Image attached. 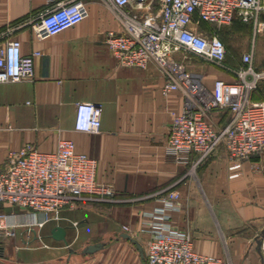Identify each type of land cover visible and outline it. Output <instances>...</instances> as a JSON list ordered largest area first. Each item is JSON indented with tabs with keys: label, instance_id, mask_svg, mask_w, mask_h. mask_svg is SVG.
Segmentation results:
<instances>
[{
	"label": "crops",
	"instance_id": "crops-1",
	"mask_svg": "<svg viewBox=\"0 0 264 264\" xmlns=\"http://www.w3.org/2000/svg\"><path fill=\"white\" fill-rule=\"evenodd\" d=\"M84 1L88 13L81 22L39 38L25 20L48 0H0V44L12 36L21 41L24 54L41 52L32 79L0 82V168L8 152L26 142L51 151L59 138H70L78 151L97 159L98 181L110 184L124 199L98 202L105 210L91 205L62 210L63 218L40 225L48 226L42 236L49 247L15 245L28 242L30 233L36 239L27 227L34 225V213L20 207L7 210L5 222L15 234L0 245V264H143L132 242L121 236L134 232L113 226L126 223L145 236L147 214L164 207L162 194L173 183L180 200L178 207L166 208L167 223L189 233L197 252L223 257L229 264H264L255 248V238L261 237L264 254V157L244 161L241 174L230 178L222 148L198 173L185 175L187 165L165 147L173 115L183 108L182 93L162 91L165 76L154 61L144 67L121 63L105 41L108 30L123 31L116 9L104 0ZM218 34L226 45L227 65L244 66L243 53L252 52L253 68L263 76L251 98L264 99V15L256 25L235 19ZM198 73L208 86L218 77L236 76L207 61L201 62ZM79 101L101 105L100 132L74 128ZM227 119V112L210 117L220 125ZM146 194L155 195L143 198ZM55 224L66 227L68 245L49 235ZM97 232L101 236H93ZM115 234L118 237L109 242ZM97 241H104L105 247L81 252L87 243ZM77 244L82 246L79 251Z\"/></svg>",
	"mask_w": 264,
	"mask_h": 264
},
{
	"label": "built area",
	"instance_id": "built-area-1",
	"mask_svg": "<svg viewBox=\"0 0 264 264\" xmlns=\"http://www.w3.org/2000/svg\"><path fill=\"white\" fill-rule=\"evenodd\" d=\"M116 9L123 31L108 30L105 41L121 63L144 67L154 61L165 76L162 91L178 90L184 102L175 113L166 136V152L187 165L185 175L220 149L227 153L230 178L241 174L243 162L264 156V99L254 100L251 91L263 76L252 65V52L243 53L244 66L226 64L227 49L217 32L201 22L229 25L235 19L257 24L264 15V0H104ZM88 13L84 0H48L26 21L36 37L59 33L81 22ZM235 72L232 79L216 78L208 86L199 73L187 68L188 54ZM24 54L21 41L8 36L0 44V82L34 77L35 58ZM251 76V78L249 77ZM228 113L224 124L211 115ZM101 105L76 103L74 128L88 133L101 130ZM97 159L76 149L70 138H59L55 149L44 151L26 142L8 152L0 168V203L16 205L32 213L43 212V225L61 219L64 207L81 201L116 200L110 184L96 177ZM164 190V207L155 209L144 245L147 264H229L223 257L197 252L189 233L167 223L166 208L179 205L180 192ZM155 194H146L143 198Z\"/></svg>",
	"mask_w": 264,
	"mask_h": 264
},
{
	"label": "rangeland",
	"instance_id": "rangeland-1",
	"mask_svg": "<svg viewBox=\"0 0 264 264\" xmlns=\"http://www.w3.org/2000/svg\"><path fill=\"white\" fill-rule=\"evenodd\" d=\"M219 28L221 30L225 31L226 28H227V25H221V26L218 27V29ZM188 57H189L188 58L189 61L186 63L187 64V68L190 71H193L195 73H198V70L200 68L201 62H203L204 60L201 57H199L198 55L193 54V53H189L188 54ZM254 157H259V156H254ZM261 157H264V156H261ZM197 171H198V169H197ZM197 171L195 172V174L198 173ZM174 188H176V187H174ZM115 199L116 200L107 201V202H111V203H114L115 202L116 203V202H120L124 198L123 197H119L116 194ZM128 199H132V197L131 198H126V200H128ZM179 200H180V198H179ZM98 202H101V201H99V200H95V201H93V200L81 201V202H79V204H77L75 206H72V207H70V206L64 207L62 210H64V209H70V208H76V207L83 206V205H91V206L97 207L98 210H105L104 209V206H101ZM9 209H20V208L17 207V206H12V205H6V206H3L2 204L0 205V245L7 243L12 238V236L15 234V231L12 228H9L7 226V224H6V222H5V214H4V212H6ZM60 216H61V218H63V212L62 211L60 212ZM27 227L30 228L29 230L31 232H34V234L36 235V239H32L33 233H30V231H26L27 233H30V236L28 238H26V241H28V242H23V243H20L19 242L18 244H15V245H17V246L19 245L21 247L26 246V247H30V248L31 247H38V246H46V247H49L50 246V243L47 242L48 240H46V238L42 236V232H44L46 230V227H48V226H45L44 229L43 228H40V225H38V224L28 225ZM113 227H116L118 229H124L125 231H132V232H134V233H132V234H134L133 236H135L136 238H138V240L143 245V247H144L145 243L147 242V240L150 238L149 231L146 233L145 236H141V233L140 232H142V231H140V230L138 231V229H131V227L128 224H126V223H120L119 225L116 224ZM31 228H33L34 231ZM107 233H108L107 231H104V230L102 231V235L104 237H106V238L108 236ZM93 236H96V237L98 236L99 237V236H101V233L97 232L96 235H93ZM114 237H118V235L115 234V235L110 236L109 237V240H110L109 242H111L112 241V238H114ZM80 245L81 244H77V250L78 251L82 247ZM111 247L112 246H109L108 248L111 249ZM65 251H66V248H65ZM118 254H120V253H118ZM9 255H13V252L12 253H9L6 256L7 261H10L12 259V258H10ZM115 256H117V255H115ZM117 260H118V258H116V261ZM52 264H56V262L55 263H52Z\"/></svg>",
	"mask_w": 264,
	"mask_h": 264
},
{
	"label": "water",
	"instance_id": "water-1",
	"mask_svg": "<svg viewBox=\"0 0 264 264\" xmlns=\"http://www.w3.org/2000/svg\"><path fill=\"white\" fill-rule=\"evenodd\" d=\"M33 224H38L44 221V213L43 212H36L34 213V219L32 220ZM33 231L34 229L31 228ZM262 233H264V229L262 230ZM49 235L51 237H53L54 239L57 240H63L67 245L68 242L66 240V227L60 224H55L51 227L50 229V233ZM121 236L125 239H128L132 242V244L135 246V248L137 249L139 256H140V260L142 261L143 264H145V254H144V247L143 245L140 243V241L134 237L132 234L128 233V232H122ZM256 250L259 252V254L261 255V262H263L264 260V254L262 252V238L261 237H256ZM106 245V243L104 241H97V242H92V243H87L82 249L81 252L82 253H94L95 251H98L102 248H104ZM69 252L72 253L74 252L73 248H69Z\"/></svg>",
	"mask_w": 264,
	"mask_h": 264
},
{
	"label": "trees",
	"instance_id": "trees-1",
	"mask_svg": "<svg viewBox=\"0 0 264 264\" xmlns=\"http://www.w3.org/2000/svg\"><path fill=\"white\" fill-rule=\"evenodd\" d=\"M201 25L204 28H206L209 31H211V32H216L217 31V33H218V30L220 29V28L218 29L219 26H217L215 23H212V22H206V21H204V22H201Z\"/></svg>",
	"mask_w": 264,
	"mask_h": 264
}]
</instances>
